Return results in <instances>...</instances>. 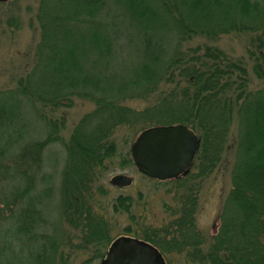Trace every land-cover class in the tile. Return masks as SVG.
Masks as SVG:
<instances>
[{"label": "trees", "instance_id": "trees-1", "mask_svg": "<svg viewBox=\"0 0 264 264\" xmlns=\"http://www.w3.org/2000/svg\"><path fill=\"white\" fill-rule=\"evenodd\" d=\"M35 22L32 55L14 85L0 88V264H53L65 240L59 223L68 241L79 227L78 249L91 243L86 260L100 259L113 238L112 215L127 220L122 234L149 242L163 259L264 264V0H39ZM228 33L248 35L254 79L242 59L206 43ZM197 36L206 42H192ZM74 99L93 107L64 143L53 217L43 151L59 139L62 119L43 110ZM174 123L190 128L199 146L186 172L155 180L171 194L160 204L167 220H146L139 191L102 207L95 182L115 163H131L123 146L146 127ZM221 160H229L230 188L216 231L204 237L194 222L197 181Z\"/></svg>", "mask_w": 264, "mask_h": 264}, {"label": "rangeland", "instance_id": "rangeland-1", "mask_svg": "<svg viewBox=\"0 0 264 264\" xmlns=\"http://www.w3.org/2000/svg\"><path fill=\"white\" fill-rule=\"evenodd\" d=\"M39 0H8L0 3V88L11 87L14 85L16 78L24 70V63L28 60L31 51L33 52L34 45L38 39L39 29L35 22V14L37 12V5ZM247 34L245 33H231L220 35L214 41H205L202 37L197 36L192 42L205 41L208 44H214L222 49L226 54L233 58H240L244 61L248 77L254 79L250 71V61L247 59L246 46ZM32 55V53H31ZM132 105V101L129 102ZM141 103H138L139 106ZM93 107L92 103L86 100L74 99L70 107H61L50 112L47 109L43 110L46 117H56L58 121L62 119V126L58 130L59 139L50 142L43 151V158L45 161L44 167L47 171L52 173L51 182L54 185L55 197H52L49 205L52 208V216L56 217V206L59 195H57L58 187L61 181V172L63 171L65 161V145L68 141L70 132L78 121V119ZM62 118H61V116ZM60 116V117H59ZM44 122V120H42ZM42 122L35 123V128H42ZM129 130H118V135H126ZM32 135L30 129H26V137ZM116 134V135H117ZM117 135V136H118ZM136 136V135H135ZM123 146V149L129 150L130 144ZM230 159V158H228ZM193 171V168H190ZM115 173H124L129 175L132 179L130 185L126 187H116L109 183V178ZM156 179L146 177L136 170L132 161L123 168H120L116 163L108 171H106L102 178L95 182V186L103 188V192L99 189L98 195L95 199L101 203L102 207L109 206L112 199L118 194H129L136 196L137 191L141 193L142 198L148 200V213L146 220L154 225L161 222V218L166 219V214L161 210V201H170L171 194L165 193L160 183L155 182ZM196 191V207L194 211V222L196 228L201 234L206 237L216 231L218 224L217 213L224 196L230 188L229 176V160L219 161L213 169L205 176L197 181ZM171 202V201H170ZM109 203V204H108ZM49 205L46 201L44 209ZM107 213L111 214L110 207L107 208ZM106 213V215H107ZM112 215V214H111ZM111 218L114 228L108 231L112 240L119 236H127L121 233V228L126 225L127 220L124 215H112ZM58 226V225H57ZM79 228V227H78ZM78 228H73L70 232V241L62 236L69 228L59 223L58 239H65L61 245H56L55 253L52 255L53 264H98L103 259L109 244L105 247V253L100 259L90 258L91 243L86 244L83 250L78 249L77 245L80 242V237L76 235ZM49 228L48 233H51ZM68 233V232H67ZM69 235V234H68ZM132 237V236H130ZM57 239V244H58ZM105 243L106 238L103 239ZM102 249V247H99ZM26 255L24 250L23 255ZM51 259V260H52ZM164 263L168 264H184L181 254L168 253L165 255Z\"/></svg>", "mask_w": 264, "mask_h": 264}, {"label": "water", "instance_id": "water-1", "mask_svg": "<svg viewBox=\"0 0 264 264\" xmlns=\"http://www.w3.org/2000/svg\"><path fill=\"white\" fill-rule=\"evenodd\" d=\"M8 0H0L6 2ZM199 138L182 123L153 125L139 131L129 147L131 161L138 172L156 180L171 179L188 170L198 149ZM132 179L115 173L109 183L130 185ZM98 264H165L157 248L141 239L119 236L112 240Z\"/></svg>", "mask_w": 264, "mask_h": 264}, {"label": "flooded vegetation", "instance_id": "flooded-vegetation-1", "mask_svg": "<svg viewBox=\"0 0 264 264\" xmlns=\"http://www.w3.org/2000/svg\"><path fill=\"white\" fill-rule=\"evenodd\" d=\"M142 240V239H141ZM144 241V240H143ZM149 243V242H148ZM152 245V244H151ZM161 255V254H160ZM162 256V255H161ZM162 258H163V256H162ZM164 260V259H163Z\"/></svg>", "mask_w": 264, "mask_h": 264}]
</instances>
